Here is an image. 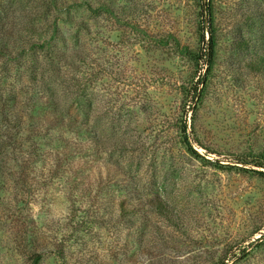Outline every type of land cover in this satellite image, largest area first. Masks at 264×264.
<instances>
[{
    "label": "rangeland",
    "instance_id": "rangeland-1",
    "mask_svg": "<svg viewBox=\"0 0 264 264\" xmlns=\"http://www.w3.org/2000/svg\"><path fill=\"white\" fill-rule=\"evenodd\" d=\"M50 1L0 0V28L20 39L14 60L0 57V90L22 106L29 70L44 71L72 117L85 121L89 105L100 151L76 182L62 167L1 159L0 264L39 252L37 264H264V176L252 171L264 168L236 162L264 153V71L249 65L264 51V0L210 1L216 62L198 101L192 85L205 69L156 39L198 50L207 0H88L107 15L87 0ZM30 39H52L54 66L41 69V52L32 62ZM125 193L138 202L132 219L117 216ZM158 198L168 220L150 204Z\"/></svg>",
    "mask_w": 264,
    "mask_h": 264
},
{
    "label": "trees",
    "instance_id": "trees-1",
    "mask_svg": "<svg viewBox=\"0 0 264 264\" xmlns=\"http://www.w3.org/2000/svg\"><path fill=\"white\" fill-rule=\"evenodd\" d=\"M210 1L207 0V3L204 4L208 39H205V27H201L198 50L192 51L187 47L181 46L179 41L173 36L156 39L159 44L170 43L176 47L177 51L186 53L193 61L196 69H205L204 73L202 75L200 73L198 79L192 85L191 98L193 100L197 99V101L201 100L203 96V90L201 87L199 88V85H205L208 73H210L216 62V29L214 28V17ZM57 2V0H51L48 5L58 7ZM46 5L45 7H47ZM85 6L91 13L97 15L111 14L105 3H100L98 8H95L87 0ZM29 31L31 33L38 32L34 24L29 28ZM18 41L20 39L17 40L10 30L0 28V57H9V59L14 60L11 56L14 54L16 46H20ZM27 50L34 52V54H31L32 62L38 60L37 53L41 52L43 54L44 61L40 63L41 69H45L46 71L45 66H54L57 51L53 49L52 39L37 41L30 39L26 43ZM251 60L249 65L253 71H264L263 50L255 51L254 58ZM40 74L36 72V68L29 70L28 80H30L32 88L29 91H25L27 96L25 104L22 106L16 103L15 96H13L14 92L11 89H8L6 92H3L2 89L0 90V171L2 166H4L2 158L5 161L6 159L15 161L19 167H22L21 162L22 164H25L27 161L30 163L39 162L48 171H57L62 167L64 173L74 174L75 182L78 178L76 175L80 172L83 175L80 181H84L85 177L88 178L91 175V171L95 170V164L93 165L91 161L98 156L100 151L98 150L99 141L89 127V119H86L89 117L90 107L88 104H86L87 107H79L80 110L84 108L85 121L72 117L61 105L57 92L50 86L49 81L46 79L47 76L44 75V71L40 72ZM82 90L81 88H76L75 92L78 95ZM180 130L183 143L193 154L198 155L190 145L185 120L182 121ZM195 140L198 142V139ZM250 156L252 159L241 156L236 162L241 163L242 166L253 164L264 168L263 152L251 154ZM99 170L98 168L97 174H100ZM252 171L260 176H264L263 171ZM96 179H99V177H96ZM113 182L120 188L122 185L124 186V181L115 180ZM149 200L150 204L151 202L153 203L154 210L168 220L171 210L166 201L161 198L154 201L152 199ZM138 207L137 199L125 193V197L117 201V216L122 219H132L133 215L140 212ZM41 256L40 252L35 253L32 256L31 264H37ZM227 262L224 259L218 264H226Z\"/></svg>",
    "mask_w": 264,
    "mask_h": 264
}]
</instances>
